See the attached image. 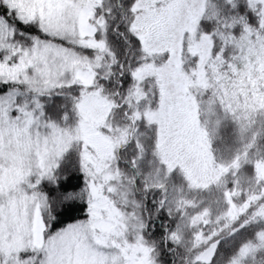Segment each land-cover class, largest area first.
Returning <instances> with one entry per match:
<instances>
[{"label": "snow or ice", "instance_id": "1", "mask_svg": "<svg viewBox=\"0 0 264 264\" xmlns=\"http://www.w3.org/2000/svg\"><path fill=\"white\" fill-rule=\"evenodd\" d=\"M0 264H264V0H0Z\"/></svg>", "mask_w": 264, "mask_h": 264}]
</instances>
